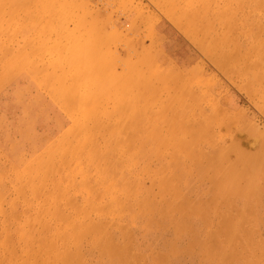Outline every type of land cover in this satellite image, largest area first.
Returning a JSON list of instances; mask_svg holds the SVG:
<instances>
[{"label":"rangeland","instance_id":"obj_1","mask_svg":"<svg viewBox=\"0 0 264 264\" xmlns=\"http://www.w3.org/2000/svg\"><path fill=\"white\" fill-rule=\"evenodd\" d=\"M15 10L0 28V264H264V77L252 76L264 75V0ZM73 43L90 54L83 70L64 57ZM91 64L131 91L121 105L98 89L87 118ZM120 115L127 140L114 144ZM79 122L95 132L84 173L69 167Z\"/></svg>","mask_w":264,"mask_h":264},{"label":"bare ground","instance_id":"obj_2","mask_svg":"<svg viewBox=\"0 0 264 264\" xmlns=\"http://www.w3.org/2000/svg\"><path fill=\"white\" fill-rule=\"evenodd\" d=\"M7 2L8 4H10V8L9 10H5V7H3V2ZM31 2V0H0V28H2V25H1V18H3V15L5 14H9L10 17H14L17 15L16 13V10H15V7H19V6H23V12H28L27 10V4H29ZM36 6H39L38 4ZM41 14V13H40ZM39 14V15H40ZM218 18L219 20L221 21H225V19L223 18L222 14H219L218 15ZM11 21L13 22V20L11 19ZM11 22V23H12ZM15 22V21H14ZM27 23L25 24H28L30 23V25L34 26L35 24H32L34 21H26ZM19 28L23 29L25 28L26 26L24 24H20L18 26ZM221 42H224L226 39H227V35L226 34H223L221 37ZM257 42V41H256ZM259 43H262V41H258ZM11 44V43H10ZM10 46V45H9ZM75 47V44L73 43L69 48H68V54L64 57L68 58V59H73L75 61H77L79 64L81 62L87 64L89 62L85 61V59L89 58L90 59V54L88 53H83V55H81V52H77L75 49H73ZM257 47V46H256ZM258 49L260 50H263L262 52V58H261V62H264V45L263 44H258ZM4 54V52H3ZM19 56H22V60L25 59V54H24V51L21 50L19 53ZM79 60V61H78ZM233 60V59H232ZM85 61V62H84ZM137 62V61H136ZM135 62V63H136ZM95 63V62H94ZM134 63V65H135ZM0 67H3L4 69H9L11 67V62H7L6 64H0ZM85 67V66H84ZM133 67V65H132ZM80 69L83 70L81 68V64H80ZM85 69V68H84ZM90 72H89V70ZM48 70V69H47ZM54 70V69H53ZM88 73V77H92L93 78H96L98 80H104V79H107V81H103V82H98L97 80H95L93 83L96 84V88L93 87V83L91 85L92 88L89 87V89H86L85 88V92L84 94H86V96L83 95V97H86L85 101L88 103V105L85 107L83 106L82 109H79L81 111V114L82 116L84 117H87V118H90L92 117V115L95 113V112H98L99 111V108L93 104V99H95L94 97H96L98 95V92L97 90L98 89H102L103 92H105L104 94H106L105 96H116L118 98L117 101L121 104V102L124 101V99L122 100V97L121 95L124 96V93H130L131 90H127L126 87L128 86H125L123 83H122V80H123V76H120V75H115L114 77L110 78L111 80H113L112 82L110 81V79L108 78V76L106 74H103V70H102V67L99 66V65H96V64H91L88 66L87 69H85ZM51 71V70H50ZM94 72L96 73H100L99 75H89L90 73L91 74H94ZM134 72H135V68H134ZM138 72V71H137ZM58 73V72H57ZM59 74V73H58ZM79 74V73H78ZM76 74L75 77L78 75ZM83 74V73H82ZM135 74H138L139 77H142L140 72L138 73H135ZM130 75V73H129ZM134 76V75H133ZM254 79H257V78H261V77H264V75L261 73H256V74H253L252 75ZM42 77V76H41ZM73 77V76H71ZM125 77V76H124ZM135 77V76H134ZM55 78L57 79V82L59 81L60 82V87L61 88H64L63 91H69L70 89L72 88H76L78 87L77 83L75 84H67L64 79L61 77V76H55ZM10 79V78H9ZM22 79V78H21ZM114 79L117 80V82H114ZM8 80V79H7ZM124 81V80H123ZM134 81V80H133ZM19 83V82H18ZM142 83V82H141ZM143 84V83H142ZM15 85V84H13ZM139 85V83H138ZM16 86V85H15ZM113 87H117V90L113 91L112 88ZM27 89V88H26ZM5 92V91H4ZM20 93V92H19ZM144 93V92H143ZM141 92L139 91H134V95L136 96V100L139 98V96H142ZM153 93H155L153 91ZM103 94V93H102ZM121 94V95H120ZM16 95V94H15ZM100 95V94H99ZM17 96V95H16ZM126 96V95H125ZM101 97V96H100ZM105 97V98H106ZM143 97V96H142ZM92 98V99H91ZM102 98V97H101ZM100 98V99H101ZM134 98V97H133ZM57 100V99H56ZM92 100V101H91ZM108 100V99H107ZM16 101V99H15ZM116 101V102H117ZM99 102V101H98ZM117 102V103H118ZM138 104V101L136 102ZM115 104V103H114ZM122 105V104H121ZM120 106V105H119ZM135 106V105H134ZM117 107V106H116ZM138 111L141 112V110H144V108H141L138 106ZM119 110V109H118ZM117 110V111H118ZM111 111V110H110ZM113 111V110H112ZM116 112V111H115ZM121 112V111H120ZM142 113V112H141ZM143 115V114H142ZM110 116V115H109ZM94 117V116H93ZM76 118V117H75ZM101 119V118H100ZM118 121H116V123H113L112 124V128L113 130L110 129L112 135H113V138H114V144H120V143H123L124 140H127V138L125 137V133L128 135V133L126 132V128H125V124L121 121V119H123V117L120 115L118 116ZM143 119V118H142ZM102 121V120H101ZM109 123V122H108ZM109 125V124H108ZM103 126V125H102ZM107 126V125H106ZM81 132H83V136H81ZM100 132V130H99ZM103 132V131H102ZM73 136H74V139L73 141L75 143H73V147H74V150L70 151L69 152V156H70V161L74 160V161H78L74 166H69L72 171L75 169L76 171H81V172H86V168L85 166H89V165H94V161L92 160H96V155L93 153V151L91 150V145L94 143L95 139H94V136H95V132L93 131V129L91 130L87 125H84L82 122H79L77 124V128H76V131H73L72 132ZM103 134V133H102ZM124 134V136H123ZM100 135V134H99ZM112 141V139H111ZM110 141V142H111ZM107 142V141H106ZM109 143V147H106L104 148V154L108 151H110L112 145ZM128 144V142L126 143ZM84 145H89L88 149L84 148L83 146ZM129 145V144H128ZM51 146V145H50ZM101 146V145H100ZM102 148V147H101ZM8 151V150H7ZM14 153V152H13ZM53 153L56 155V156H59V155H68V153H65V152H62V150L60 149V147H58L57 149H54ZM101 153V152H100ZM111 153V152H109ZM13 155V154H12ZM16 155V154H15ZM135 158V157H134ZM103 161V160H102ZM69 163V162H68ZM66 163V164H68ZM104 164V163H103ZM68 167V168H69ZM33 168L34 166H31L30 168H28L26 171H29V172H32V174L34 175V171H33ZM38 168V167H37ZM42 172H47V168L46 166L44 165V163H42V166L40 168ZM97 169V168H96ZM89 170V169H88ZM70 171V170H68ZM106 171V170H105ZM36 176V174L34 175ZM26 178V177H25ZM111 191V190H110ZM34 203V202H33ZM43 206V205H42ZM58 220V219H57Z\"/></svg>","mask_w":264,"mask_h":264}]
</instances>
